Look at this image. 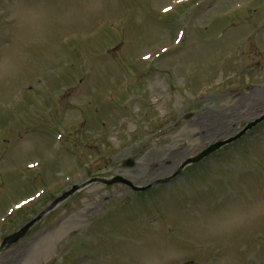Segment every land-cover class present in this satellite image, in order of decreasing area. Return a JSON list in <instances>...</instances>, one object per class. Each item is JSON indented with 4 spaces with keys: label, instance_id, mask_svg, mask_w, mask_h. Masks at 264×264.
Segmentation results:
<instances>
[{
    "label": "rangeland",
    "instance_id": "374dc122",
    "mask_svg": "<svg viewBox=\"0 0 264 264\" xmlns=\"http://www.w3.org/2000/svg\"><path fill=\"white\" fill-rule=\"evenodd\" d=\"M171 1L0 0V216L40 198L0 239L73 185L145 186L264 111V0ZM257 131L144 201L79 190L0 264H264Z\"/></svg>",
    "mask_w": 264,
    "mask_h": 264
},
{
    "label": "water",
    "instance_id": "95a60500",
    "mask_svg": "<svg viewBox=\"0 0 264 264\" xmlns=\"http://www.w3.org/2000/svg\"><path fill=\"white\" fill-rule=\"evenodd\" d=\"M258 122H259V121H257L256 123H258ZM256 123H253V124L249 125V127H248L247 129L251 128V127L254 126ZM247 129H245V130L243 131V133H244ZM233 140H235V139H233ZM233 140H232V141H233ZM224 144H226V142H225V143L217 144L212 150H209L208 153H205V154L200 155L196 160L192 161L191 163H194V162L199 161L200 159H202L203 157H205L207 154H209L210 152L214 151L216 148H218V147H220V146H222V145H224ZM125 165H127V166H129V167L132 166V161H128V162H126ZM100 181H101L103 184H105L106 186H111V185L114 184V183H122V184H127V185L130 186V183H129V182L124 181V180H122V179H120V178H115V179H114L113 181H111V182H104V181H102V180H100ZM92 182H94V181H92ZM88 184H89V183H87L86 185H88ZM86 185H85V186H86ZM131 187H132V186H131ZM76 190H77L76 187L73 188L72 191L69 192L68 194H66L63 198L72 195ZM61 200H62V199H61ZM59 201H60V200H59ZM59 201H56V202H55V203H54V204H53L48 210H51V209L54 207V205H55L57 202H59ZM39 218H40V217H39ZM33 223H34V222H32V223H30L29 225H27L25 228H23V229H22L19 233H17L16 235L10 237L9 239H6V240L3 242V245H2V247L0 248V251L3 250L6 246H9V245L15 243L16 241H18L20 238H22V237L25 235L26 231H27V230L33 225Z\"/></svg>",
    "mask_w": 264,
    "mask_h": 264
}]
</instances>
